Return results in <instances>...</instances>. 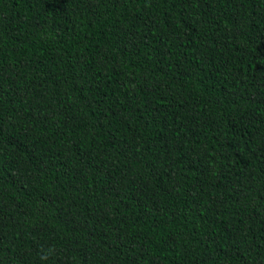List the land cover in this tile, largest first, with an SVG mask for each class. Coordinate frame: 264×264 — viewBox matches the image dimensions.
Masks as SVG:
<instances>
[{"label":"trees","instance_id":"1","mask_svg":"<svg viewBox=\"0 0 264 264\" xmlns=\"http://www.w3.org/2000/svg\"><path fill=\"white\" fill-rule=\"evenodd\" d=\"M0 264H264V0H0Z\"/></svg>","mask_w":264,"mask_h":264},{"label":"clouds","instance_id":"2","mask_svg":"<svg viewBox=\"0 0 264 264\" xmlns=\"http://www.w3.org/2000/svg\"><path fill=\"white\" fill-rule=\"evenodd\" d=\"M52 249H48L47 251H44L41 255L42 260H47L48 257L52 254Z\"/></svg>","mask_w":264,"mask_h":264}]
</instances>
